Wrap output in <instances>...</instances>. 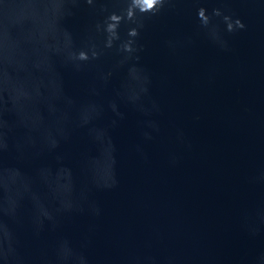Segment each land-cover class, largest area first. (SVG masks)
<instances>
[{"label":"water","instance_id":"1","mask_svg":"<svg viewBox=\"0 0 264 264\" xmlns=\"http://www.w3.org/2000/svg\"><path fill=\"white\" fill-rule=\"evenodd\" d=\"M0 264H264V0H0Z\"/></svg>","mask_w":264,"mask_h":264}]
</instances>
